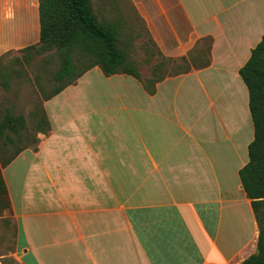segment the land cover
Returning a JSON list of instances; mask_svg holds the SVG:
<instances>
[{
    "label": "crops",
    "instance_id": "1",
    "mask_svg": "<svg viewBox=\"0 0 264 264\" xmlns=\"http://www.w3.org/2000/svg\"><path fill=\"white\" fill-rule=\"evenodd\" d=\"M90 5L118 42L146 40L189 69L166 73L149 92L130 74L93 66L44 102L49 130L2 169L15 257L240 264L256 251L258 226L238 175L254 137L238 70L264 33V0ZM38 40V0H0V43ZM143 60L134 62L145 79L154 61L144 75Z\"/></svg>",
    "mask_w": 264,
    "mask_h": 264
},
{
    "label": "trees",
    "instance_id": "2",
    "mask_svg": "<svg viewBox=\"0 0 264 264\" xmlns=\"http://www.w3.org/2000/svg\"><path fill=\"white\" fill-rule=\"evenodd\" d=\"M38 16V44L42 47H54L59 57L54 81L60 85L47 95L45 100L75 83L93 66H99L105 76L115 73L130 74L140 80L147 91L153 92L154 83L165 76L161 74L162 67L169 61L177 63L175 59L160 56L161 59L153 64L151 77L143 79L135 62L127 58L126 51L119 45L115 28L98 21L90 0H38ZM186 63V58H181V63L178 64L181 70L189 69ZM208 63L206 57L204 65ZM238 72L248 90V107L254 129V137L248 144V161L238 170V175L241 186L250 199L258 226L256 251L240 264H264V33ZM42 112L46 128L39 132L46 133L49 130V121L45 110ZM10 124L11 120L0 124V138ZM24 147L4 162L3 167ZM0 189L5 194L7 206L11 210L1 172ZM1 263L6 264L2 259Z\"/></svg>",
    "mask_w": 264,
    "mask_h": 264
},
{
    "label": "rangeland",
    "instance_id": "3",
    "mask_svg": "<svg viewBox=\"0 0 264 264\" xmlns=\"http://www.w3.org/2000/svg\"><path fill=\"white\" fill-rule=\"evenodd\" d=\"M119 45L125 46L132 62L140 59L150 62L153 59L155 64L161 59L153 44L146 40L120 41ZM143 62L142 69L146 75L151 66ZM178 64L169 61L162 67L161 74L180 71L182 68ZM58 67L59 57L54 47H42L38 41L16 48L0 43V124L11 120L0 138L2 176L3 163L16 151L25 145L37 147L39 144V130L46 128L42 112L45 110V97L60 85L54 81ZM93 92H99V86ZM16 231V220L0 189V257L6 264H23L14 255Z\"/></svg>",
    "mask_w": 264,
    "mask_h": 264
}]
</instances>
